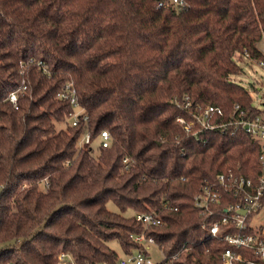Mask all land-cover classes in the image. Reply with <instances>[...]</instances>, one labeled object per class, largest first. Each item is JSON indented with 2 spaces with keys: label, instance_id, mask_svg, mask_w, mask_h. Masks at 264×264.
Returning a JSON list of instances; mask_svg holds the SVG:
<instances>
[{
  "label": "trees",
  "instance_id": "trees-1",
  "mask_svg": "<svg viewBox=\"0 0 264 264\" xmlns=\"http://www.w3.org/2000/svg\"><path fill=\"white\" fill-rule=\"evenodd\" d=\"M156 1L0 0V264H57L61 250L76 264L113 262L147 249L140 232L175 264H223L193 195L218 171L255 177L258 146L242 131L196 137L176 116L185 96L252 106L231 75L245 52L264 60V0ZM67 84L76 106L61 97ZM138 211L163 222L144 227Z\"/></svg>",
  "mask_w": 264,
  "mask_h": 264
},
{
  "label": "built area",
  "instance_id": "built-area-1",
  "mask_svg": "<svg viewBox=\"0 0 264 264\" xmlns=\"http://www.w3.org/2000/svg\"><path fill=\"white\" fill-rule=\"evenodd\" d=\"M186 0H157V6H166L176 10L184 8ZM250 62L255 61L264 68V60L251 58L246 52L241 55ZM40 62H38L39 64ZM42 64V63H41ZM42 69L45 67L42 64ZM61 97L77 105L75 88L67 84ZM9 99L16 105L17 92L11 91ZM176 103L178 101L176 100ZM181 106L185 115H177L176 120L184 130L200 136L202 130H216L221 134L246 133L258 146V173L255 177L246 176L232 169L218 171L212 177H205L193 195V204L201 216V227L206 230L205 238H212L224 243L220 252L223 264H264V108L255 105L244 106L234 102L228 110L214 104L192 105L185 96ZM77 110L71 112L72 123L77 122ZM86 118V117H84ZM80 144L91 142V134L86 132L79 140ZM98 142L102 146L111 143L107 129H101ZM124 167L128 168L132 158L123 157ZM176 209L174 205H167ZM135 217L144 227L163 222L162 218L151 211H138ZM134 239L144 243L146 250H136L121 254L113 261H100L87 264H175L177 253L166 256L162 245L155 242L151 235L144 232L133 235ZM204 240L201 238L200 241ZM155 244L162 253V258L154 260L149 252V245ZM57 264H76L74 257L61 250L57 255Z\"/></svg>",
  "mask_w": 264,
  "mask_h": 264
},
{
  "label": "rangeland",
  "instance_id": "rangeland-1",
  "mask_svg": "<svg viewBox=\"0 0 264 264\" xmlns=\"http://www.w3.org/2000/svg\"><path fill=\"white\" fill-rule=\"evenodd\" d=\"M259 45L264 50V40H261ZM238 63L242 67V71L232 74L231 79L249 90L252 96V105L264 108V68L255 61L250 62L246 58L238 59ZM107 206L111 210L118 211L117 206L112 201L107 202ZM123 213L131 215L134 211L128 208ZM109 244L120 252L118 243L115 240L109 241ZM148 249L154 260L162 258V253L155 244H150Z\"/></svg>",
  "mask_w": 264,
  "mask_h": 264
},
{
  "label": "crops",
  "instance_id": "crops-1",
  "mask_svg": "<svg viewBox=\"0 0 264 264\" xmlns=\"http://www.w3.org/2000/svg\"><path fill=\"white\" fill-rule=\"evenodd\" d=\"M261 40H264V37H262V39H261ZM261 40H260V41H261ZM260 41H259V42H260ZM259 48H260L261 50H263V49L260 47V45H259ZM263 51H264V50H263Z\"/></svg>",
  "mask_w": 264,
  "mask_h": 264
}]
</instances>
